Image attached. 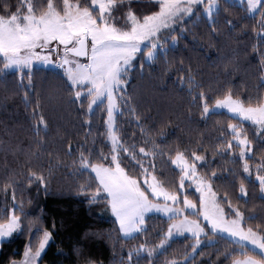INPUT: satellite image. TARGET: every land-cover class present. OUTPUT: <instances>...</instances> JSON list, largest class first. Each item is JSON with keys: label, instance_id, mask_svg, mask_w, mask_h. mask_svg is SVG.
I'll list each match as a JSON object with an SVG mask.
<instances>
[{"label": "trees", "instance_id": "16d2710c", "mask_svg": "<svg viewBox=\"0 0 264 264\" xmlns=\"http://www.w3.org/2000/svg\"><path fill=\"white\" fill-rule=\"evenodd\" d=\"M22 0H0L2 5H17ZM224 9L210 21L200 11L192 17L179 22L175 32L164 36H176L178 42L171 47L164 36V43L171 50L155 62L144 64V69L134 68L129 76L126 95L133 98L142 126L157 144L166 149L179 145L181 148L196 150L199 145L207 148V164L198 165L207 175L216 171L219 178L213 179V188L221 198L226 213L231 217L223 194H228L232 204L245 212V217L255 215L248 221L254 228L264 225V199L261 198L258 181L254 173L249 177L243 171V160L234 158L230 153L220 155L216 147L231 140L227 124L238 120L229 113L221 111L207 118L200 116L199 103H193L186 90L176 83L178 77L194 75L202 81L212 96L219 95L224 89L232 88L239 95L264 97V42L260 41V16H249L244 5L232 6L220 0ZM130 7L137 15L143 16L158 10L156 0H130ZM13 10H15L13 8ZM123 8L117 16L126 12ZM232 21V25L228 23ZM214 22V28H213ZM180 28L186 29L181 32ZM137 60H141L137 57ZM27 84V75L24 76ZM28 91L31 107L24 103L23 94ZM212 103V100L209 101ZM42 112L48 121V132L43 130L36 136L33 130L32 110ZM38 119V117H36ZM84 112L79 102L74 101L63 74L57 69L35 67L32 69V88L21 87L20 73L4 71L0 61V218L5 209L14 207L11 189L5 191L3 185L8 177L14 176L17 183V202L23 212L22 230L0 246V264L23 257L26 245L35 244L34 234L41 228L52 232L41 264H129L128 251L147 243L159 244L167 231L168 220L158 216L146 218L147 231L124 239L118 222L111 213L106 199L90 201L81 185L90 183L88 173L77 172L80 151L91 153L98 162L99 153L107 155L110 151L104 136L103 115L94 116L91 128L84 123ZM120 135L126 143H139L143 137L134 122L132 114L125 112L118 117ZM253 141L255 156H249L252 163H260L264 157V136L255 129L246 130ZM91 132V135H89ZM135 138V141L133 140ZM68 145H71L69 151ZM124 165L133 170L128 161ZM147 166V165H145ZM157 167L162 168L168 180L178 179L179 173L166 160L157 159ZM29 171L45 176L47 191L37 181L30 184ZM243 182L248 195L242 197L239 185ZM192 196L197 198L193 193ZM206 238L204 237L203 240ZM207 239L218 240L211 235ZM202 240V241H203ZM195 242L190 237L170 241V247L163 254L149 260L142 256L135 264H169L173 259L183 261L192 253ZM237 249L235 256L240 257L239 245L227 240L202 247L191 260V264H231L224 253Z\"/></svg>", "mask_w": 264, "mask_h": 264}, {"label": "snow or ice", "instance_id": "6c2138e0", "mask_svg": "<svg viewBox=\"0 0 264 264\" xmlns=\"http://www.w3.org/2000/svg\"><path fill=\"white\" fill-rule=\"evenodd\" d=\"M225 3L244 5L252 18L259 15L261 28L257 36L264 42V0H225ZM156 4L158 10L143 16L137 15L130 7V0H22L17 5L3 4L0 12V61L3 62V70L19 72L21 87L31 90L34 63L40 62L53 70L62 69L73 100L79 102V108L85 114L84 123L91 128L92 118L102 113L104 136L110 151L107 155L101 151L98 162L91 153L80 151L78 165L74 162V166L78 173H88L90 181L81 185L82 190L92 189L94 182V190L85 194L89 195L90 201L106 199L124 239L146 232V217L150 213H161L172 221L159 244L149 246L144 243L129 250V264H135L133 256L151 260L163 254L170 247L171 240L186 233L195 241L192 253L183 261L173 259L169 264H191L195 255L200 254L198 249L213 246L220 240L240 246L241 257L235 256L237 249L224 253L231 264H264V225L254 228L248 221L257 217L250 214L246 218L245 212L232 204L228 194L224 193L230 217L213 189V179L219 178L217 172L202 175L198 170V165L204 167L207 164L206 155L200 154L206 153L207 148L203 145L196 150L179 145L169 149L161 147L142 126L133 98L126 95L131 79L129 73L134 68L143 70L145 63L151 64L160 56H166L171 49L164 40L172 48L176 46L178 38L164 36V33L175 32L179 22L195 15L197 7L202 6L210 21L224 9L220 0H156ZM123 8L127 11L117 16ZM228 23L232 25L231 20ZM180 31L185 32L186 29L180 28ZM53 55L59 56L58 62L53 60ZM25 75L27 84L23 82ZM176 83L187 91L194 104L199 103L202 118L226 110L234 117L255 125L264 136V97L254 99L246 94L239 95L232 88L212 96L208 86L191 74L178 77ZM261 83L264 85V77ZM23 98L25 105L31 107L28 91L24 92ZM125 112L132 114L134 122L141 125L139 132L143 139L139 143H126L120 135L118 117L124 116ZM32 116L36 136L42 130L47 133L48 121L43 113L33 109ZM227 128L232 139L226 140L222 136L225 143L218 145L216 152L222 156L230 153L234 158L242 159L243 171L251 177L249 154L255 156L253 141L241 125L229 123ZM234 144L239 152L233 148ZM68 148L71 151L72 146L68 145ZM158 158L166 160L178 171V179L164 178V170L157 167ZM124 161L138 172H130ZM260 161L255 166L256 180L264 199V175L260 174L264 172V157ZM27 180L29 184L37 181L47 191L42 173L29 171ZM16 183L15 177L10 176L3 185L5 191L11 189L14 207L6 208L5 216L0 218V246L22 230V217L17 214V209L23 212V207L17 202ZM193 184L199 193V204L188 197V188ZM239 191L242 197L248 195L243 182ZM36 232L42 235L34 234L35 244L30 242L26 245L23 259L11 260L9 264H41L52 232L41 228ZM209 233L219 239H207ZM201 236L206 239L202 241ZM89 264L95 262L90 261Z\"/></svg>", "mask_w": 264, "mask_h": 264}, {"label": "rangeland", "instance_id": "374dc122", "mask_svg": "<svg viewBox=\"0 0 264 264\" xmlns=\"http://www.w3.org/2000/svg\"><path fill=\"white\" fill-rule=\"evenodd\" d=\"M198 11H200L201 13H203V14H205L204 13V11H203V8H202V6H200V7H197L196 9H194V12H198ZM53 60L54 61H59V56H56V55H53ZM35 67H46V68H50L49 66H46V65H43V64H41L40 62H36V63H34V65H33V68H35ZM32 68V69H33ZM52 69V68H51ZM58 71H60L62 74H63V70L62 69H59V68H56ZM10 71H12V70H10ZM222 111H224V112H227L226 110H222ZM231 115V114H230ZM231 116H233V115H231ZM234 117V116H233ZM234 118H236V117H234ZM238 121L237 122H234V123H236V124H239V125H241V127L243 128V130L246 132V134H247V136H248V132L246 131V130H249V129H255V130H257L258 132H259V130L257 129V127L255 126V125H252L250 122H245V121H242L241 119H238V118H236ZM249 137V136H248ZM233 148L235 149V151L236 152H239V149L238 148H236V146H235V144L233 145ZM249 156H251V154H249ZM249 164L252 166V174L254 173V177H255V179H256V169H255V166L257 165L256 163H252L251 161H249ZM198 170H199V172L202 174V175H204L201 171H200V169H199V167H198ZM261 175H264V172H261L260 173ZM252 176V175H251ZM186 187H187V184H186ZM214 189V188H213ZM214 191H215V189H214ZM195 194V196L197 197V198H195L194 196H192V194ZM188 197H189V199H192V200H195L198 204H199V199H198V197H199V193H197L196 191H195V185L193 184L191 187H189L188 188ZM159 202H162V201H159ZM221 203V202H220ZM222 205V204H221ZM152 215H154V216H158V217H162V218H164V219H166L165 218V216L163 215V214H161V213H150L149 214V216H152ZM147 218V217H146ZM193 219H195L196 217H192ZM167 220V219H166ZM168 222H169V224L170 223H172V221H169L168 220ZM202 223H203V221H202ZM168 224V225H169ZM167 230H168V226H167ZM48 231V230H47ZM167 232V231H166ZM136 235V234H135ZM212 235V234H211ZM184 237H190V238H192L191 237V235L190 234H184L183 236H177V237H175L174 239H177V238H184ZM203 238H204V236H201L200 237V239L201 240H203ZM193 239V238H192ZM52 240V239H51ZM50 240V241H51ZM193 241H194V239H193ZM195 242V241H194ZM50 243V242H49ZM49 245V244H48ZM48 247V246H47ZM47 247H46V249H47ZM240 247V246H239ZM46 249H45V251H46ZM43 255V254H42ZM241 257V256H240ZM23 259V257L21 258V259H19V260H22ZM19 260H17V261H19Z\"/></svg>", "mask_w": 264, "mask_h": 264}]
</instances>
